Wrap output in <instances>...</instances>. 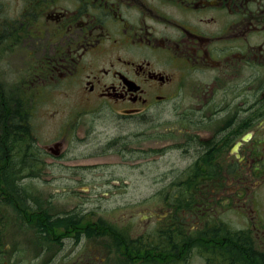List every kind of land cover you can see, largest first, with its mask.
<instances>
[{"label": "flooded vegetation", "instance_id": "flooded-vegetation-1", "mask_svg": "<svg viewBox=\"0 0 264 264\" xmlns=\"http://www.w3.org/2000/svg\"><path fill=\"white\" fill-rule=\"evenodd\" d=\"M59 96V129L168 116L189 161L162 202L49 212L12 189L64 156L33 133ZM0 264H264V0H0Z\"/></svg>", "mask_w": 264, "mask_h": 264}, {"label": "rangeland", "instance_id": "rangeland-1", "mask_svg": "<svg viewBox=\"0 0 264 264\" xmlns=\"http://www.w3.org/2000/svg\"><path fill=\"white\" fill-rule=\"evenodd\" d=\"M12 7L14 11L17 4ZM42 107H59L60 114L51 118L37 112L33 119L37 129L33 133L43 142L65 134L64 156L55 160L45 158L48 162L41 170L47 172L45 176L14 179L11 184L17 194L27 195L29 202L37 198L35 203H41L49 212L77 204L116 210L119 215L120 209L126 215L137 204L148 208L162 202L163 196L153 193L167 188L188 164L189 157L181 147V134L168 130L166 114L140 118L135 125L123 121L124 128H118L108 116L88 113L82 115L78 127L59 129L75 107L62 96L55 105L49 102ZM75 117L73 113L70 119ZM36 246L29 238L25 250L37 251Z\"/></svg>", "mask_w": 264, "mask_h": 264}, {"label": "bare ground", "instance_id": "bare-ground-1", "mask_svg": "<svg viewBox=\"0 0 264 264\" xmlns=\"http://www.w3.org/2000/svg\"><path fill=\"white\" fill-rule=\"evenodd\" d=\"M21 116H22V115H21ZM21 116H20V117H21ZM18 118H19V117H18ZM18 118H17V119H18ZM23 118H25V116H24ZM20 120H21V119H20ZM14 121H15V120H14ZM15 122H16V121H15ZM17 122H18V121H17ZM16 129H17V128H16ZM12 180H13V179H12ZM51 217H52V216H51ZM229 232H230V231H229ZM237 240H238V239H237ZM232 241H233V240H232ZM231 243H232V242H231ZM237 244H238V243H237ZM244 244H245V243H244ZM239 246H240V245H239ZM256 259H257V258H256Z\"/></svg>", "mask_w": 264, "mask_h": 264}]
</instances>
